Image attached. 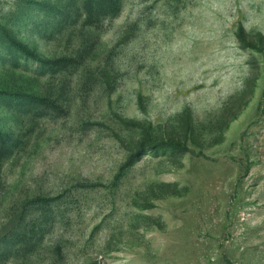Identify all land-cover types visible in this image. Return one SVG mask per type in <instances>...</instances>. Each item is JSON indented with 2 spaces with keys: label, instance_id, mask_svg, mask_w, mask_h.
Instances as JSON below:
<instances>
[{
  "label": "rangeland",
  "instance_id": "obj_1",
  "mask_svg": "<svg viewBox=\"0 0 264 264\" xmlns=\"http://www.w3.org/2000/svg\"><path fill=\"white\" fill-rule=\"evenodd\" d=\"M89 8L0 0V264H264V0Z\"/></svg>",
  "mask_w": 264,
  "mask_h": 264
},
{
  "label": "trees",
  "instance_id": "obj_2",
  "mask_svg": "<svg viewBox=\"0 0 264 264\" xmlns=\"http://www.w3.org/2000/svg\"><path fill=\"white\" fill-rule=\"evenodd\" d=\"M87 1L89 2V6H90L89 12H91V10L95 8L93 11H96V13H99V15L102 14V16L105 15L106 13H114L116 11V8L118 7V0H87ZM41 61H47L50 63L49 60L42 59ZM54 62L57 63L56 60ZM9 97L13 99H17L18 102L23 103L25 98L30 97V94L25 93V94L13 95Z\"/></svg>",
  "mask_w": 264,
  "mask_h": 264
}]
</instances>
